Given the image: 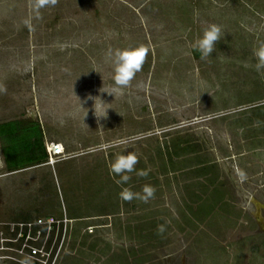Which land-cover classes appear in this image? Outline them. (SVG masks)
<instances>
[{"label":"rangeland","instance_id":"374dc122","mask_svg":"<svg viewBox=\"0 0 264 264\" xmlns=\"http://www.w3.org/2000/svg\"><path fill=\"white\" fill-rule=\"evenodd\" d=\"M261 45L264 0H0V125L38 123L66 157L3 166L0 239L67 216L58 264H264ZM138 47L140 71L106 94L111 54Z\"/></svg>","mask_w":264,"mask_h":264},{"label":"built area","instance_id":"2783aa9c","mask_svg":"<svg viewBox=\"0 0 264 264\" xmlns=\"http://www.w3.org/2000/svg\"><path fill=\"white\" fill-rule=\"evenodd\" d=\"M47 160L44 166L54 167L66 159L60 144L45 143ZM0 160V177H1ZM72 219L38 218L20 223H8V236L0 239V250L8 255L0 257L9 264H58L63 243ZM8 237V238H7Z\"/></svg>","mask_w":264,"mask_h":264},{"label":"clouds","instance_id":"9594fccd","mask_svg":"<svg viewBox=\"0 0 264 264\" xmlns=\"http://www.w3.org/2000/svg\"><path fill=\"white\" fill-rule=\"evenodd\" d=\"M50 2L54 5L56 0H50ZM220 39H221V29L216 25H211L203 32L202 37L198 39L196 43V48L199 50L203 58H208L212 56L216 44ZM111 55L113 57V64H114L113 70H114L115 87L112 93H106V94L114 98V95L116 93L122 92V90L129 85L130 81L134 78L136 73L140 71L144 57L146 55V49H144L143 47H138L131 50H117L115 53ZM253 55L256 57L258 61L256 65L257 69L259 70L264 68V45H261L260 47L255 49ZM88 99H92V98L89 97ZM99 100L101 101L100 107H103V105L106 103H104L100 98ZM108 110L109 109H105V115ZM123 143H127V141H123ZM136 163H137V157L135 156V154H128L126 156L120 155L112 163V171L116 175H120L125 172H131ZM124 179L127 180L128 177H124ZM152 191L153 190L151 188H145V192L147 193L148 196L152 195ZM133 195H134L133 193L128 192L127 198L130 200L133 198Z\"/></svg>","mask_w":264,"mask_h":264},{"label":"trees","instance_id":"16d2710c","mask_svg":"<svg viewBox=\"0 0 264 264\" xmlns=\"http://www.w3.org/2000/svg\"><path fill=\"white\" fill-rule=\"evenodd\" d=\"M0 141L5 166L10 172L39 166L47 160L43 131L38 123L1 124Z\"/></svg>","mask_w":264,"mask_h":264},{"label":"crops","instance_id":"0c3cea01","mask_svg":"<svg viewBox=\"0 0 264 264\" xmlns=\"http://www.w3.org/2000/svg\"><path fill=\"white\" fill-rule=\"evenodd\" d=\"M44 135V134H43ZM45 143H47V142H45V140H44V145H45ZM2 155H3V152H2ZM0 160H1V169H3V166H5V165H3V164H5V162H4V157H3V160H2V158L0 157ZM5 168H6V166H5ZM27 169V168H26ZM26 169H22V170H18V171H15V172H12V173H17V172H19V171H25Z\"/></svg>","mask_w":264,"mask_h":264}]
</instances>
